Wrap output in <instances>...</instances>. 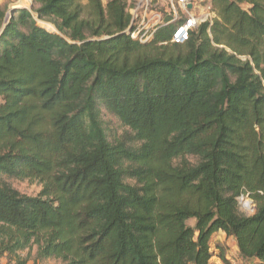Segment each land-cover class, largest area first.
Listing matches in <instances>:
<instances>
[{
  "label": "trees",
  "instance_id": "obj_1",
  "mask_svg": "<svg viewBox=\"0 0 264 264\" xmlns=\"http://www.w3.org/2000/svg\"><path fill=\"white\" fill-rule=\"evenodd\" d=\"M31 1L0 7V264L33 245L62 264H229L220 231L264 264V0H212L185 44L171 25L133 39L134 0ZM107 113L129 130L110 137Z\"/></svg>",
  "mask_w": 264,
  "mask_h": 264
},
{
  "label": "built area",
  "instance_id": "obj_2",
  "mask_svg": "<svg viewBox=\"0 0 264 264\" xmlns=\"http://www.w3.org/2000/svg\"><path fill=\"white\" fill-rule=\"evenodd\" d=\"M164 6L165 10H162L160 2L155 0H136L129 9L132 19L126 32L140 43H147L158 30L171 25L170 43L185 44L201 26H211L219 18L212 0H168ZM251 204L246 202V208H253ZM229 260V264H245L246 261L239 257H229ZM253 262L263 264L255 260Z\"/></svg>",
  "mask_w": 264,
  "mask_h": 264
},
{
  "label": "rangeland",
  "instance_id": "obj_3",
  "mask_svg": "<svg viewBox=\"0 0 264 264\" xmlns=\"http://www.w3.org/2000/svg\"><path fill=\"white\" fill-rule=\"evenodd\" d=\"M106 3V0H103ZM136 0L129 2V9L134 5ZM160 2L161 9L165 10V4L168 0H155ZM86 0H83V3H86ZM0 7L7 8V14L9 13L10 9L14 7H26L32 8V1L31 0H0ZM39 23L49 29L50 31H56V27L49 21L39 20ZM105 125L107 130L110 133V137L113 135L121 136L124 132L128 131L129 129L125 127L115 116L107 113L105 116ZM5 181H7L11 186L18 189L20 192L28 195H38L42 189V184L37 180L32 179H16V178H9L3 177ZM242 198V199H241ZM244 198V199H243ZM251 202V206L253 208H246L245 203ZM241 208L243 211L247 213H252L255 210V204L253 200L248 196L240 197ZM188 224L195 225V219H190ZM233 252V253H232ZM228 254L230 257L238 258V252L235 250L232 245L229 246ZM17 260L24 262L25 264H62V261L56 257H41L39 255V249L37 245H33L29 248L24 250H20L17 252L16 256L13 257L12 264L16 263ZM229 261V260H228ZM10 258L4 256L1 259V264H9ZM229 263V262H228ZM245 264H255L253 261H244Z\"/></svg>",
  "mask_w": 264,
  "mask_h": 264
},
{
  "label": "crops",
  "instance_id": "obj_4",
  "mask_svg": "<svg viewBox=\"0 0 264 264\" xmlns=\"http://www.w3.org/2000/svg\"><path fill=\"white\" fill-rule=\"evenodd\" d=\"M215 241L221 242L223 244H227L228 246L232 245V247L235 250H238V247H237V244L235 243V241L232 238H228L227 235L222 231L217 233ZM213 260H214L215 264H223L222 261L217 257H214Z\"/></svg>",
  "mask_w": 264,
  "mask_h": 264
},
{
  "label": "water",
  "instance_id": "obj_5",
  "mask_svg": "<svg viewBox=\"0 0 264 264\" xmlns=\"http://www.w3.org/2000/svg\"><path fill=\"white\" fill-rule=\"evenodd\" d=\"M14 8H15V7H14ZM14 8L10 9L9 13L7 14L6 21L9 20V18H10V16H11L12 12H13V10H14Z\"/></svg>",
  "mask_w": 264,
  "mask_h": 264
}]
</instances>
